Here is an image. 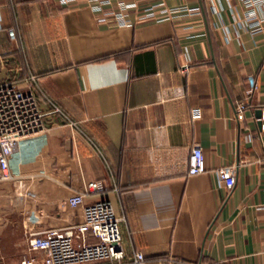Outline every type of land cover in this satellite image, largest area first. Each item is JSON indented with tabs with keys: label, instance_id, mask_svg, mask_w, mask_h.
<instances>
[{
	"label": "crops",
	"instance_id": "obj_1",
	"mask_svg": "<svg viewBox=\"0 0 264 264\" xmlns=\"http://www.w3.org/2000/svg\"><path fill=\"white\" fill-rule=\"evenodd\" d=\"M128 1L139 7L120 26L86 0H0V85L33 86L44 113L12 160L17 179L0 181V264L36 255L31 230L81 222L66 200L92 180L106 189L85 204L109 198L122 218L123 264L137 252L144 264H264V31L245 30L241 0ZM161 2L192 10L146 14ZM197 143L207 171L189 175Z\"/></svg>",
	"mask_w": 264,
	"mask_h": 264
},
{
	"label": "built area",
	"instance_id": "obj_2",
	"mask_svg": "<svg viewBox=\"0 0 264 264\" xmlns=\"http://www.w3.org/2000/svg\"><path fill=\"white\" fill-rule=\"evenodd\" d=\"M68 4L78 0H61ZM244 5L242 25L245 30L253 33L264 31V0H241ZM87 4L97 14L100 23L113 21L120 26L132 24L130 10L137 9V1L128 0H86ZM162 10L170 15L189 12L188 5L168 7L165 2L150 5L145 8L147 15H153L156 10ZM14 38V31H11ZM185 66L184 69H186ZM35 83L37 78L32 76ZM249 94L254 93L259 84L256 78L249 81ZM246 101L241 102L239 112L247 108ZM56 111L61 109L56 107ZM193 117L201 118L202 110L193 109ZM64 114V113H63ZM65 115V114H64ZM65 117H67L65 115ZM70 124L75 123L70 120ZM44 129V113L33 86L28 90L15 84L0 85V181L16 180L17 176L11 170L14 156L18 153L23 140L34 136ZM258 162H264V157H258ZM207 171L205 152L201 144L193 146L189 157V175L202 174ZM217 176L221 183L232 189L236 184L234 165L217 168ZM19 187L24 189L26 181L18 180ZM106 189L103 180H92L77 188L66 200L71 208L83 206L84 217L81 222L63 227L50 228L43 232L30 231V250L36 255L23 261V264H93L111 263L123 264L126 252L123 246L122 218L117 214L115 205L109 198H103L91 204H85L89 194H97ZM33 218V217H32ZM146 260L142 252L135 254L133 264H144Z\"/></svg>",
	"mask_w": 264,
	"mask_h": 264
},
{
	"label": "water",
	"instance_id": "obj_3",
	"mask_svg": "<svg viewBox=\"0 0 264 264\" xmlns=\"http://www.w3.org/2000/svg\"><path fill=\"white\" fill-rule=\"evenodd\" d=\"M258 115H259V116L261 115V110H259V113H258Z\"/></svg>",
	"mask_w": 264,
	"mask_h": 264
},
{
	"label": "rangeland",
	"instance_id": "obj_4",
	"mask_svg": "<svg viewBox=\"0 0 264 264\" xmlns=\"http://www.w3.org/2000/svg\"><path fill=\"white\" fill-rule=\"evenodd\" d=\"M93 264H97V263H93Z\"/></svg>",
	"mask_w": 264,
	"mask_h": 264
}]
</instances>
